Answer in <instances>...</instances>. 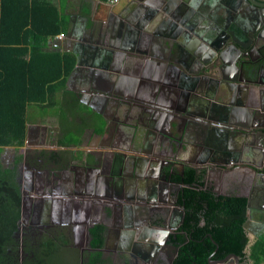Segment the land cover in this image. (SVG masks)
Listing matches in <instances>:
<instances>
[{"label": "flooded vegetation", "instance_id": "obj_1", "mask_svg": "<svg viewBox=\"0 0 264 264\" xmlns=\"http://www.w3.org/2000/svg\"><path fill=\"white\" fill-rule=\"evenodd\" d=\"M167 1L162 2L169 9L170 1ZM179 11L182 12L180 24L172 19L166 22L170 31H167L170 39L167 58L171 54L170 45L183 48L184 35L191 40L193 32L197 35L201 32V38H197L198 57L206 53L210 60L193 75L203 76L196 81L197 90L184 91L199 104L200 97L204 98L203 107L195 113L200 121L195 120L192 125V113L177 111L179 105L183 107L182 95L179 102L172 101L173 111L168 112L172 115L166 123L179 126V149L170 159L155 161L148 156L153 149L145 143L146 139L132 148L140 152L148 149L142 156L114 146V117H109L105 107L103 111L94 107L113 102L114 98L92 97L85 92L73 94L66 89L67 93L60 94V110L68 109L76 101L71 107L80 116L68 117V127L65 122L53 125L39 118L30 125L22 145L4 149L3 164L20 192V214L12 234L17 242V250L12 254L20 264L33 257V250L39 249L45 240H53L68 249L78 248L82 259L91 252H99L100 264H173L185 251L183 246L189 239V232L183 227L185 187L204 189L215 197L246 198V217L241 224L248 238L245 250L264 232V0H184ZM187 25L194 31L190 33ZM183 50H179L176 60L179 71L189 75L182 66L191 67L193 56ZM167 66L175 71L170 62ZM116 98H119L118 112L127 101ZM136 108L134 117L143 127L159 129L162 111H158L161 114L158 121L152 118L150 113L156 110L150 105ZM232 114L243 120L244 130L231 123ZM205 132L215 135L213 145L217 140L224 142V149L214 147L213 153L202 155ZM171 136H167L170 141ZM98 142L102 145L97 149L74 150ZM191 144L200 152L198 160L206 159L207 163L181 159V150ZM211 156L217 162L211 163ZM187 167L195 170L197 178L190 185L178 179H183ZM148 181L153 182V191ZM66 195L74 196L73 200ZM142 197L144 202L139 200ZM75 199L85 208L70 214L66 207ZM95 229L102 238L98 247L92 246ZM204 237L213 244L208 264L233 253L215 258L222 244L211 233Z\"/></svg>", "mask_w": 264, "mask_h": 264}, {"label": "trees", "instance_id": "obj_2", "mask_svg": "<svg viewBox=\"0 0 264 264\" xmlns=\"http://www.w3.org/2000/svg\"><path fill=\"white\" fill-rule=\"evenodd\" d=\"M50 10L44 0H0V146L23 144L28 104L37 103L44 110L59 106L65 76L74 66L73 56L47 49L48 38L62 29L50 16ZM75 103L67 106L68 109ZM178 179L189 185L194 183L195 170L187 167L183 179ZM183 191L186 201L183 227L189 232V239L183 246L185 251L173 264H208L213 244L210 238L204 237L207 233L222 244L215 258L233 252L241 261L249 259L252 264H264V232L251 245L249 255L244 251L248 238L241 224L246 217V198L215 197L204 189L191 187ZM19 207L18 186L13 176H7L0 168V264H20L12 254L17 250L12 234ZM200 220H204V224H200ZM97 231H92L96 236L93 247L102 243ZM60 247L53 240H45L39 249L33 250L34 256L26 258L22 264H57L55 255ZM79 259V264L102 262L99 252H91L82 262L80 256Z\"/></svg>", "mask_w": 264, "mask_h": 264}, {"label": "crops", "instance_id": "obj_3", "mask_svg": "<svg viewBox=\"0 0 264 264\" xmlns=\"http://www.w3.org/2000/svg\"><path fill=\"white\" fill-rule=\"evenodd\" d=\"M44 1L49 4L50 16L62 28L59 34L48 38L47 49L69 54L75 60L74 66L65 76V84L61 94H64L65 91L67 93V90H70L73 94L79 93L83 90L80 87L81 85L91 82L97 88L94 95L114 98L113 102L110 101L106 104H100L99 107L97 105L94 107L101 109V111L105 107L109 112V117H114L113 144L119 150L142 156L145 153L132 148L135 144H141L140 141L145 140V137L146 140L167 142L165 140L167 137L164 134L168 130V124L166 123L168 121L167 117L170 115L168 112L172 110L170 107L172 101L174 103L179 102L180 92L175 84L178 81V76L175 71L172 72L173 70L167 66L169 62H166L170 40L168 37L170 31L167 29L166 22H170L169 19H172L175 23L180 24L182 12L179 11V8L182 9L184 0H168L167 3L170 1L169 9H166V5L164 8L161 0H118L114 3L108 0ZM43 17L48 16L43 15ZM97 32L104 38L103 41L107 49L121 52L122 46L133 45L132 51L127 50L128 54L115 55L113 59L110 57L108 60H105L107 56L102 53L100 60L89 59L81 65H76L80 56L78 57L74 52V48L80 38L94 35ZM134 35H136L134 42L130 43L129 41ZM99 48H103V46ZM137 51H140V53ZM101 65L106 67L104 68ZM116 97H122L128 104L119 107L118 112L119 98ZM82 104L87 107L86 104ZM142 104L150 105L156 111H162L163 118L159 122V129L145 128L135 119L136 107ZM56 107L54 105L52 110H56ZM26 108L24 141L27 139L30 125L37 121V111L42 109L43 106L39 107L37 103H31ZM96 110L94 108L93 112H96ZM46 111L44 110L45 113L41 114L40 118L44 119V116H46L47 123L53 125L62 122L66 124V121H70L68 117L80 116L75 107L61 110L59 116L52 115L49 110ZM140 127L144 130H152L156 136H151L149 131L140 132L138 129ZM101 145L98 142L97 145L92 144L86 147L99 148ZM9 146H0V168L6 171L7 176L12 174L4 166L2 157L4 149ZM181 153V159L188 160L189 163H196L200 155L197 147L192 144L188 149L181 150ZM148 156H152L153 160L159 161L162 159L168 160L173 154L169 151L160 152L158 149H153L152 154ZM64 197L73 199L74 196L66 195ZM56 204L61 207L59 202ZM84 208L83 204L76 203V201L66 207L70 214L75 213L76 210L84 211ZM86 211L88 213V207H86ZM65 216L70 217L69 214H65ZM253 243H250L247 250H245L247 255H249ZM230 260L219 264H236L233 258ZM239 264H252V260H242Z\"/></svg>", "mask_w": 264, "mask_h": 264}, {"label": "water", "instance_id": "obj_4", "mask_svg": "<svg viewBox=\"0 0 264 264\" xmlns=\"http://www.w3.org/2000/svg\"><path fill=\"white\" fill-rule=\"evenodd\" d=\"M161 1H165V0H161ZM253 1L255 2V0H253ZM186 27H187V29H188V31L190 33L192 31H194L193 29H191L190 25H187ZM198 34L199 35H197V33L193 32L190 35L191 40L187 38V35H184V37H182L183 38V44H182L183 48H179V47L177 48L176 46H174V44L170 45V53L171 54H170V58H169V59H171V65L172 66L176 65V66H173L175 68V74L178 75V81L175 84H176L177 89L180 92V95H182L183 99H184L183 107H181L179 105L177 111H181L184 114L187 113V115L189 113H192V117H191L192 125H195L194 122L200 121L199 118H197L198 115L196 117V114H198L197 113V109H198V111H200L201 107H203L204 101H202V100L204 98L200 97V99H199L200 104H199L196 99L194 100L193 95H189L187 92L184 93V91H193V90L196 89L195 88L196 81L199 80L200 77H203V76H198V75L197 76H193V75L198 74L200 69L203 66H206L208 63H210V60L207 58V54L206 53L205 54L202 53L200 59L198 57L199 53L197 51L199 50L200 45L197 44V38L198 37L201 38V32L198 33ZM135 36L136 35H134V37L129 41L130 43L134 42ZM195 36H196V38H194ZM103 39L104 38L98 32L96 34L94 33V35H90V36H87V37L80 38V41L77 43L76 47L74 48V52L78 55V57L80 56V59H78V62L76 63V65H81V64L85 63V61H88L89 59L100 60V57H101L102 53H104L106 56H109V57L113 58V56H115V55H126V54H128L127 50H131L132 51V49H133V45H131V46H129V45L122 46V51L121 52H118L117 50H113V49H109V48L107 49L105 47V43H104ZM94 43H96L97 45H95ZM58 46H60V45H58ZM100 46H103V48H99ZM180 49H184L185 51H187L189 56H190V54L193 56L191 58V62H190L191 67L190 66H182L183 68H186V70L189 72V75H186L184 72H182V70L179 71L180 68H179L178 62L176 60V56L179 53ZM137 52L140 53V51H137ZM101 66L104 67V68L106 67L105 65H101ZM86 85H87V83H86ZM93 85H95V84L93 83ZM86 91H87V89L81 90V92H86ZM87 92L89 93V91H87ZM94 94H92V97H95V96H93ZM97 98H100V97H97ZM210 99H211V97L209 96V100ZM209 100H206V101H209ZM84 103H87V102H84ZM196 104H197V106H196ZM139 107L143 108L142 106H139ZM144 110L147 111V112L149 111L148 108H146ZM141 111H142V109H141ZM150 114H152V118H158V117L160 118L162 113L160 114L158 111H155V112H152ZM170 115H172V114H170ZM170 117H172V116H170ZM159 118L157 119L158 121L160 120ZM230 121H231V123L233 125H235L240 130H244V128H245L244 126L245 125L243 124V122H242L243 120L242 119L238 120L235 117V115L232 114ZM241 122H242V124H241ZM198 123H200V122H198ZM172 124L174 125L173 122H172ZM169 126L170 125L168 124V127ZM199 126H201V124ZM156 130H157V128H156ZM176 131H177L178 135L171 136L170 138H171L172 141H170V139H168V138L165 139L168 142V146L163 147L161 151H163V152L164 151H169L171 154L175 155V153L179 149V147H178L179 146L178 145V138H177L179 136V131H180L179 126H176ZM166 133L169 134V135H167ZM166 133H165L166 137L172 135L169 132H166ZM150 134L155 135L154 132H151ZM212 138L215 139V135L213 133H209L207 135L206 132H205V135L203 137V145L204 146L202 147V150H201V152H202L201 154L202 155H205V154L208 155L211 152L213 153L214 152V147H215V149H217V148L218 149H224V147H225V143L224 142H219L216 139L217 142L213 145ZM145 139H146V137H145ZM157 142L158 141H155V140L151 141V140L147 139V142H145V143H147L148 146L157 148L158 144L161 143V142H158V143ZM164 142L165 141H162V144H164ZM172 145H174V146H172ZM143 152L148 153L149 150L148 149H146V150L144 149ZM219 153H221V152H219ZM210 159H211L210 160L211 163L212 162H217V158H213L211 156ZM198 161H199V163H207L208 160L200 158V160H198ZM148 183H149V186L152 187V191H153V186H154L153 182L148 181ZM76 195H79V194H76ZM142 199H144V197H142L139 200H142ZM58 200L62 201V198H58ZM75 201H76V203H80L77 199H75L74 202ZM22 202H24V196L23 195H22ZM142 202H144V200H142ZM88 209H89V207H88ZM231 258H233V260L235 261L236 264H239V257L235 253H231V254L227 255L223 259L211 260V261H209V264L225 263L227 260L231 261L230 260ZM81 262H82V257H81Z\"/></svg>", "mask_w": 264, "mask_h": 264}, {"label": "rangeland", "instance_id": "obj_5", "mask_svg": "<svg viewBox=\"0 0 264 264\" xmlns=\"http://www.w3.org/2000/svg\"><path fill=\"white\" fill-rule=\"evenodd\" d=\"M95 45H97L96 43H94ZM145 53V52H144ZM166 62H170L171 64V61L169 58H166ZM173 66H176V65H173ZM203 73V72H201ZM96 85H93V83H89L87 85H81L80 87H82V89H87V91H89V93L86 91L85 93L86 94H94L97 92V88L95 87ZM56 107V106H55ZM57 109L56 110H52L53 107L51 108H48L46 112H48V110L50 111V113L52 115H55V116H59L61 115V110H60V106H57L56 107ZM44 109H39L37 111V119L40 118V115L41 114H44ZM43 120H47L46 116H44V119ZM69 124H66L65 127H68ZM151 129H154L152 126L150 127ZM69 132H73L72 130H70ZM167 132H170L172 135H178L177 131H176V126L175 125H170L168 127V130ZM70 135H73L71 133H69ZM150 134V133H149ZM151 136H156V135H153V134H150ZM165 135V134H164ZM160 137V136H158ZM158 142H161L160 144H158V147H153V149H158V151H161L163 147L165 146H168V142H164V144H162V141H158ZM157 142V143H158ZM45 147H48V146H45ZM82 149H97V148H88V147H83V148H74V150L76 151H81L82 152ZM166 149V148H165ZM74 152V151H73ZM79 249L78 248H67V247H60V249L56 252V255H55V261L57 264H79Z\"/></svg>", "mask_w": 264, "mask_h": 264}, {"label": "built area", "instance_id": "obj_6", "mask_svg": "<svg viewBox=\"0 0 264 264\" xmlns=\"http://www.w3.org/2000/svg\"><path fill=\"white\" fill-rule=\"evenodd\" d=\"M111 3L117 2L118 0H108Z\"/></svg>", "mask_w": 264, "mask_h": 264}]
</instances>
